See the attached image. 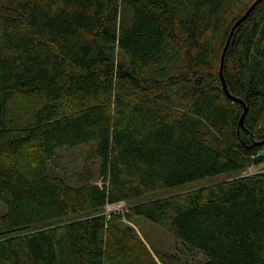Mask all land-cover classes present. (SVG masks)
Instances as JSON below:
<instances>
[{
    "label": "trees",
    "instance_id": "1",
    "mask_svg": "<svg viewBox=\"0 0 264 264\" xmlns=\"http://www.w3.org/2000/svg\"><path fill=\"white\" fill-rule=\"evenodd\" d=\"M243 1L0 5V264H135L134 216L199 264H264V0L223 62L243 127L219 76ZM80 145L95 180L73 184L51 162Z\"/></svg>",
    "mask_w": 264,
    "mask_h": 264
},
{
    "label": "rangeland",
    "instance_id": "2",
    "mask_svg": "<svg viewBox=\"0 0 264 264\" xmlns=\"http://www.w3.org/2000/svg\"><path fill=\"white\" fill-rule=\"evenodd\" d=\"M21 1L25 0H0V5L13 7V5ZM252 2L253 0H244L242 4L244 3L245 6L240 4L238 11L245 9V7ZM88 150V145H80L60 153L58 155L59 157L51 162L52 170L61 172L68 178V181L73 184L81 183L82 181H79L80 179H89L90 182L94 181L95 175H93L90 168L85 171L84 167V165L88 164L85 160ZM255 168L264 172V164H260ZM218 178L219 177L202 179L186 184L170 191L169 195L182 194L185 191L211 184ZM96 182L100 183L99 180H96ZM117 206L119 207L118 210H121L122 208H127L128 204L127 202L121 201L117 203ZM6 209V204L0 201V216L5 213ZM104 212L109 213L113 211H108L104 208ZM118 224L122 228L125 226H130L132 228L130 233L132 236L131 240L126 243V246L129 248L126 254L131 258H135V264H199L205 259L199 250L183 245L167 230L141 216H134L132 218L122 217L119 219ZM145 250L151 255L144 253ZM155 252L164 255V260H161Z\"/></svg>",
    "mask_w": 264,
    "mask_h": 264
},
{
    "label": "water",
    "instance_id": "3",
    "mask_svg": "<svg viewBox=\"0 0 264 264\" xmlns=\"http://www.w3.org/2000/svg\"><path fill=\"white\" fill-rule=\"evenodd\" d=\"M260 1L261 0H254L250 4V6L246 9V11L232 24V26L230 28V31H229V34H228V37H227V40H226V42H225V44H224V46L222 48V52H221V56H220L219 76H220L222 89H223V91L225 92L226 95H228L229 97H232L235 100L240 101V102H242V100L230 95V93H229V91L227 89V86H226V83L224 81V77H223V74H222L223 61H224V56H225L227 47L229 45V42H230L231 38L234 36L235 29L248 17V15L251 13V11L254 9V7ZM242 104H243V112H242V114H241V116L239 118V122H238V126L239 127H243V119H244V115H245V112H246V106L244 105L243 102H242Z\"/></svg>",
    "mask_w": 264,
    "mask_h": 264
},
{
    "label": "built area",
    "instance_id": "4",
    "mask_svg": "<svg viewBox=\"0 0 264 264\" xmlns=\"http://www.w3.org/2000/svg\"><path fill=\"white\" fill-rule=\"evenodd\" d=\"M106 209L108 211H113L119 209V207L117 206V203H112V204H107Z\"/></svg>",
    "mask_w": 264,
    "mask_h": 264
}]
</instances>
